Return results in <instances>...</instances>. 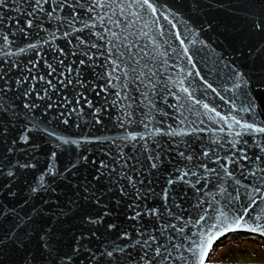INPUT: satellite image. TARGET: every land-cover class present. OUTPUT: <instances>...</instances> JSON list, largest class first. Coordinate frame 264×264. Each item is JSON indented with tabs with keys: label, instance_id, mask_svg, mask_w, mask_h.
I'll return each mask as SVG.
<instances>
[{
	"label": "snow or ice",
	"instance_id": "snow-or-ice-1",
	"mask_svg": "<svg viewBox=\"0 0 264 264\" xmlns=\"http://www.w3.org/2000/svg\"><path fill=\"white\" fill-rule=\"evenodd\" d=\"M244 2L256 9L248 12L246 19L249 32L259 40L247 46V53H240L245 59V71L234 68L231 75L254 90L252 98L244 93L247 107L242 110L248 112L257 101L264 107V0ZM174 4L175 0L172 3L169 0H0V13H3L0 43L8 49L0 51V56L14 55L11 48L16 42L15 39L10 42V36L18 33L28 41L29 30L36 29L33 41L16 47L21 53L25 49L32 51L26 62L8 59L0 62V179L7 178V182L0 184V264H205L208 249L217 235L244 230L264 237V143H258L255 135L264 134V123H258L254 117L251 122L236 118L228 122L225 116L216 113L225 121L219 131H227L230 136L234 133L236 137L214 140L220 149L225 144L228 146L223 155L218 154L216 147L201 146L197 151L189 140L176 139L206 131L197 127L195 121L187 125L190 131L180 132L171 126V130L155 127L153 131L141 120L145 127L143 134L128 132L110 141L86 133L59 135L52 127L55 124L80 129L82 124L91 121L101 123L102 106L94 107L84 96L86 74L91 71L96 75L98 57L90 52L96 44L80 36L75 38L78 44L67 39L72 32L82 30L76 25L95 29L97 19L101 27L107 19L123 29L148 17L161 29L163 39V25L156 17L175 29L169 17H175L180 7ZM212 5L222 6V0L208 3L181 0V7L191 15H198ZM113 7L120 12L119 23L112 20L115 11L105 16L97 12V9ZM90 12L96 15H89ZM79 13L87 15L91 25H85ZM13 20H17L15 25ZM54 21L58 23L50 30L48 26ZM144 27H147L146 20ZM58 33L67 39L65 47L53 44L59 38ZM89 36H97V32L92 31ZM103 36L100 34L98 38ZM176 39H180L179 35ZM67 45H72L74 50L65 51ZM183 55L191 64L192 57L187 50ZM70 57L80 58L69 60ZM105 60L110 67L96 76L97 79H105L111 85L113 80L121 79L113 75L117 71L123 73L124 80L132 73V79L140 81L145 88L142 97L150 99L148 85L154 90L158 83L151 79L156 73L150 64L144 65L147 71H139L130 58L121 68L114 61L123 62L122 56L112 52ZM189 74L199 75L191 71ZM144 79L148 84H144ZM207 86L212 88L211 83ZM234 86L241 87V84ZM88 87L96 86L88 84ZM182 91L188 93L189 89L182 88ZM115 95L120 96V92ZM175 99L174 107L183 125L188 116L180 111V97ZM188 100L199 103L191 94ZM85 108L91 109L87 113L90 121L84 119ZM204 108L212 111L207 104ZM188 113L191 115L192 110L188 109ZM132 115L127 114L129 121ZM141 115L151 122L148 113ZM120 124L123 126L124 121ZM156 134L160 139L155 138ZM245 134L253 136L257 151L252 155L244 147H238ZM37 136L42 138L44 147L37 142ZM165 136L171 139L164 140ZM195 139L203 138L196 136ZM118 140L132 150L124 152ZM149 141L154 147H149ZM105 143L117 151L106 149ZM92 144L101 145L98 156L90 151L88 145ZM64 151L69 158L58 166ZM170 152L175 155L169 156ZM37 169L39 175L33 181L15 188L17 180L27 181V176ZM209 184L213 189L211 200L207 199ZM45 194L48 199L44 203L57 206L47 216L43 207L35 206L31 215L21 216L16 207L5 203L6 199L13 200L19 195L28 204ZM17 207L22 205L18 203ZM113 230L117 233L116 240L109 241L104 235L103 243L91 246L90 238L100 239L98 233L110 234Z\"/></svg>",
	"mask_w": 264,
	"mask_h": 264
},
{
	"label": "water",
	"instance_id": "water-1",
	"mask_svg": "<svg viewBox=\"0 0 264 264\" xmlns=\"http://www.w3.org/2000/svg\"><path fill=\"white\" fill-rule=\"evenodd\" d=\"M106 2V0H101ZM119 2V0H118ZM127 2V0H125ZM209 0H204V3H208ZM172 3V0H169ZM175 7H180V12L175 17H169L173 20L176 28L173 29L171 25L163 21L162 18L156 17V20L163 25V39H161V29L157 28L152 19L145 17L147 21V27H144L145 20H137L131 28L124 27L121 29L116 24L111 23L105 19L103 21L104 27H101V21L97 19L95 22L97 28L84 27V25L77 24L78 29H82L76 32H72L71 36L67 39H71L73 44H78L76 37L80 36L85 39L86 42L95 43L96 48L90 49V52L98 57L96 75H92L91 71L86 74L87 91L84 96L87 100L92 102V105L102 106L100 109L99 118L100 124L91 123L82 124L80 129L72 128L67 125L54 127L55 131L59 135H72L78 136L81 133L87 135H95L101 138H108L110 141L113 137H120L127 135L128 132H138L143 134L145 132L144 123L148 124L149 129L154 131L155 127H160L161 130L175 128L180 132H188L190 129L188 124H192L195 121L196 126L200 129H206V131L193 132L191 137H176V139H187L190 143L196 146L198 151L201 146L204 147H216L218 154L223 155L227 150L225 144L224 149H220L219 145L214 144V140H228L236 139L234 133L230 136L227 131L221 132L219 128L225 126V121H221L216 113L219 112L221 116H225L228 122H231L232 118L242 119L247 122H251L254 117L258 123H264V107H260V101L256 102L253 109L248 112L243 111L247 107V101L244 93H248V97L252 98V92L241 81H237L232 75V69H237L242 73L245 71L244 56L240 55L241 52L247 53L249 44H257L259 37L254 36L249 32V21L246 19L248 12L256 11L250 4L244 2V0H222V6L212 5L211 7H205L198 15H191L181 7V0H175ZM47 7V5L45 6ZM112 11L116 12V15L112 17V20H117L120 17V12L116 8H105L103 10L97 9L100 16L110 15ZM79 12V10H78ZM3 13H0L2 15ZM19 13L15 16L19 17ZM83 18L85 25H91L92 21L88 19L87 15L79 13ZM89 15L95 16L96 13H89ZM134 19V18H133ZM15 25L17 20H13ZM22 23V20L19 21ZM58 21H54L49 25V29H54ZM36 31L35 28L29 30L31 33L28 37V41H25L20 34H16L15 37L10 36V42L15 39V44L12 46L11 51L14 55L10 57L0 56V62L5 59L18 60L26 62L30 56L33 55L31 50L25 49V53H21L16 50V47H24L27 42H31L35 39L32 35ZM63 32V29L60 30ZM92 31L97 32V36H89ZM113 32L116 35H113ZM147 32V35L144 33ZM104 34L103 39H99V35ZM58 39L53 41V44L65 47L67 39L60 35ZM179 35L180 39L177 40L176 36ZM124 37H127L125 39ZM137 37H139L137 39ZM45 39H50L45 36ZM114 44H119V48L113 47ZM183 44V47H181ZM2 43H0V51H5ZM74 50L72 45H67L65 51ZM187 50L188 54L192 57V63L189 64L183 53ZM112 52L116 56H122L123 62L116 60L114 63H120L121 68H124L131 58L139 71H147L144 65L150 64L152 72L156 75L151 79L154 83H157L156 88L153 90L151 84L148 85V95L150 99H144L142 93L145 92V88L141 86V82L132 79V73L128 74V79L124 80L123 73L117 71L113 75L121 77V79L113 80L111 85L106 83L105 79H97L101 72H105L107 62L105 57L108 53ZM80 57H70L71 59H79ZM84 59H87L84 57ZM112 59V57H109ZM166 62V63H165ZM105 66V67H101ZM8 65L5 64V70ZM13 72L16 70L13 69ZM192 73H199V75H192ZM182 82V83H178ZM211 83L212 88L207 85ZM240 83L241 87H235L234 85ZM88 84H94L96 87H88ZM144 84H148L147 79H144ZM166 86V87H165ZM182 88H188L189 92L185 93ZM215 89L213 91L212 89ZM102 89H105L102 91ZM120 92V96H116L115 93ZM191 94L194 100H198V104H193L188 100V95ZM180 97V111L188 116V120L185 124L179 123V117L175 105L177 100L175 97ZM227 101V102H226ZM114 102V103H113ZM207 104L209 109L204 108ZM188 109L192 110V114L189 115ZM91 111L89 108H85V120H91V117L87 113ZM128 113H134L131 121L127 119ZM148 113L151 117L149 123L141 114ZM10 115V114H9ZM174 117L176 119L174 120ZM123 120L124 124L121 126L120 121ZM144 120V123H141ZM203 121V123H200ZM127 130V131H126ZM240 130V129H238ZM258 143H264V134H255ZM200 136L202 140H196L195 137ZM156 139H160V135L156 134ZM164 140L171 139L170 137H163ZM242 143L238 147H244L248 155H252L257 149L254 147L251 134H245L240 138ZM247 141V143H243ZM37 142L42 144V138L37 136ZM120 143V148L124 152H129L132 149L124 142ZM143 143V142H142ZM149 147L154 145L149 141ZM106 149L111 148L112 152H116L117 149L110 143L103 145ZM90 151L94 155H99L100 144L88 145ZM45 150H47L45 148ZM175 154L170 152L169 156ZM41 161L43 162V152L40 153ZM69 158L68 152L64 151L60 155V159L57 162L58 166L66 163ZM4 163H7L5 159ZM177 163L179 160L177 159ZM213 166V165H209ZM39 175V169L34 174L27 176V181L24 179L17 180L15 188L20 189L21 185L26 182H31ZM7 182V178L0 179V184ZM197 187H200L197 185ZM208 196L207 199L213 198L212 185H207ZM191 191V190H190ZM203 191V190H202ZM70 195L71 193H67ZM48 199L47 194L42 197H37L28 204H24L21 197L18 195L13 200H5L6 206L16 207L17 212L23 216L25 213L31 215V209L35 207H43L45 215L55 211L57 206L45 204L44 201ZM18 203L22 207H17ZM207 207V205H205ZM219 206V205H217ZM69 225H64L67 228ZM8 223H5V229H7ZM195 229H193V232ZM229 234H248L259 237L264 240V237L257 234L249 233L244 230L228 231L222 235H217L212 241L210 248L208 249L205 264H227V263H209L207 262L208 255L214 246V244L221 238ZM104 235H107L109 241L116 240L117 233L113 230L110 234L98 233L100 239L90 238L91 246L96 247L103 243ZM243 264H260V263H243Z\"/></svg>",
	"mask_w": 264,
	"mask_h": 264
},
{
	"label": "rangeland",
	"instance_id": "rangeland-1",
	"mask_svg": "<svg viewBox=\"0 0 264 264\" xmlns=\"http://www.w3.org/2000/svg\"><path fill=\"white\" fill-rule=\"evenodd\" d=\"M245 257V260H238L237 264L260 263L264 264V251L250 241H240L238 243L229 242L227 245L219 248L215 256L209 263H227L223 259L227 257Z\"/></svg>",
	"mask_w": 264,
	"mask_h": 264
},
{
	"label": "trees",
	"instance_id": "trees-1",
	"mask_svg": "<svg viewBox=\"0 0 264 264\" xmlns=\"http://www.w3.org/2000/svg\"><path fill=\"white\" fill-rule=\"evenodd\" d=\"M245 240L253 242L255 245H257L258 247H260L264 251V240L259 238V237L248 235V234H229V235L221 238L220 240H218L214 244V246L212 247V249L208 255L207 262L211 261V259L215 256V254L219 248L227 245L229 242L238 243L240 241H245ZM245 259H246L245 257L234 256V257H227L223 260L230 263V264H237L238 260H245Z\"/></svg>",
	"mask_w": 264,
	"mask_h": 264
}]
</instances>
